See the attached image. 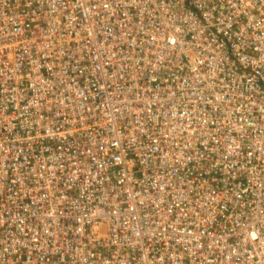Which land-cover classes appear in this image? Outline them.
<instances>
[{"label":"built area","instance_id":"1","mask_svg":"<svg viewBox=\"0 0 264 264\" xmlns=\"http://www.w3.org/2000/svg\"><path fill=\"white\" fill-rule=\"evenodd\" d=\"M0 264H264V0H0Z\"/></svg>","mask_w":264,"mask_h":264}]
</instances>
